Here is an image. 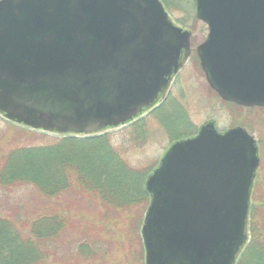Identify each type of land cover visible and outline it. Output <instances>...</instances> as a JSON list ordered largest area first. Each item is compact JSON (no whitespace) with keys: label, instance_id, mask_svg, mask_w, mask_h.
Listing matches in <instances>:
<instances>
[{"label":"water","instance_id":"obj_1","mask_svg":"<svg viewBox=\"0 0 264 264\" xmlns=\"http://www.w3.org/2000/svg\"><path fill=\"white\" fill-rule=\"evenodd\" d=\"M194 2L209 86L264 106V0ZM191 35L161 0H0V115L59 135L126 125L164 98ZM259 161L246 129L213 120L172 142L145 182V264H236Z\"/></svg>","mask_w":264,"mask_h":264},{"label":"rangeland","instance_id":"obj_2","mask_svg":"<svg viewBox=\"0 0 264 264\" xmlns=\"http://www.w3.org/2000/svg\"><path fill=\"white\" fill-rule=\"evenodd\" d=\"M168 1L175 8L173 17L192 32V53L162 105L140 121L110 131V142L127 165L148 174L172 142L193 136L206 120H213L221 131L235 126L247 129L255 137L260 155L251 201L257 222L264 212V106L239 107L221 100L207 83L195 54V48L206 37L207 26L195 16L194 0ZM58 137L14 125L0 116V155L12 147L52 144ZM148 203L146 207H133L131 223L124 221L123 225L116 226L101 225L97 219H89L96 213L93 209L73 208L66 238L63 237L56 251L44 257L40 264H145L141 227ZM51 208L31 185L0 187V216L15 220L25 232L31 219L52 214ZM80 242L88 244L86 256L79 254Z\"/></svg>","mask_w":264,"mask_h":264},{"label":"trees","instance_id":"obj_3","mask_svg":"<svg viewBox=\"0 0 264 264\" xmlns=\"http://www.w3.org/2000/svg\"><path fill=\"white\" fill-rule=\"evenodd\" d=\"M162 1L173 16L175 8ZM109 136L66 135L52 144L12 147L0 155V187L31 185L53 212L31 219L27 232L15 220L0 216V264H40L66 238L75 207L93 209L96 213L89 219L115 226L131 223L133 207H146L147 172L127 165ZM252 213L253 208L250 240L237 264H264V212L257 222ZM86 246L80 242L79 254L89 253Z\"/></svg>","mask_w":264,"mask_h":264},{"label":"flooded vegetation","instance_id":"obj_4","mask_svg":"<svg viewBox=\"0 0 264 264\" xmlns=\"http://www.w3.org/2000/svg\"><path fill=\"white\" fill-rule=\"evenodd\" d=\"M166 99V98H165ZM165 99L163 100V102L165 101ZM162 102V103H163ZM162 103L161 104H159L157 107H155V109H153V110H157L161 105H162Z\"/></svg>","mask_w":264,"mask_h":264}]
</instances>
